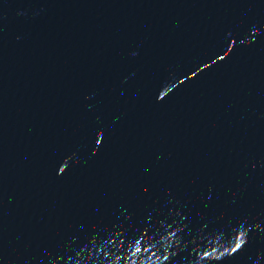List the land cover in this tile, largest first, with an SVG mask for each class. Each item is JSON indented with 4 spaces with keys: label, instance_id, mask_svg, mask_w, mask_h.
<instances>
[{
    "label": "water",
    "instance_id": "water-1",
    "mask_svg": "<svg viewBox=\"0 0 264 264\" xmlns=\"http://www.w3.org/2000/svg\"><path fill=\"white\" fill-rule=\"evenodd\" d=\"M264 0H0V264H257Z\"/></svg>",
    "mask_w": 264,
    "mask_h": 264
}]
</instances>
